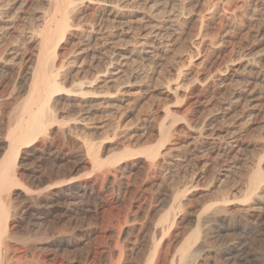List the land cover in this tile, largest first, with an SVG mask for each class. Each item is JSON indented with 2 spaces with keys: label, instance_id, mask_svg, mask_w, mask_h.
<instances>
[{
  "label": "rangeland",
  "instance_id": "obj_1",
  "mask_svg": "<svg viewBox=\"0 0 264 264\" xmlns=\"http://www.w3.org/2000/svg\"><path fill=\"white\" fill-rule=\"evenodd\" d=\"M50 4L51 0H0V94L4 95L0 99H5L0 100V116L3 111L17 109L26 96L25 73L38 64L41 36L37 33L52 9ZM74 8L70 27L57 42L56 60L53 58L59 69V75L55 73L58 83L66 92L53 95L50 106L58 105L59 120L68 128L73 126H62L66 137L75 134L59 137L57 127L50 132L49 139L52 137L54 147L62 150L63 159L62 170H55L57 174L51 179L55 189L50 200L59 198L58 203H63L66 195L55 191L59 181H63L60 186L69 182L83 186L87 179L89 188L100 189V182H92L97 170L87 156L91 146L98 145L94 146L96 151L108 159L126 148L137 152L168 141L152 164L143 154L125 159L126 165L122 162L116 175L117 196L106 193L103 205L89 195V189L77 197L78 209L56 210L45 218L41 206L29 207L26 198H20L14 211L20 210L25 219L41 217L39 221L53 234L41 244L30 242L23 247L15 241L17 247L12 242L14 256L20 258L18 264L114 263L116 257L112 259L109 248L118 241L116 227L120 225L126 233L123 240L128 239L126 243L132 246L126 249L121 264H147L153 254L152 238L159 240L164 216L169 223V242L164 249L168 251L155 255L154 262L156 257L160 259L157 264H264V183L251 202L245 200L259 160H263L264 169V0H75ZM76 89L75 96L72 92ZM81 91L91 94L85 92L88 96L84 100ZM3 126L8 124L0 122V137L9 128ZM42 157L23 160L21 171L26 180L48 177L51 159L48 153ZM61 172L69 175L65 178ZM18 191L27 192L22 188ZM220 205L226 207L228 216L234 215L236 224L202 222ZM135 213L140 214L136 218L139 222L135 221L134 227L124 225V219ZM112 217L119 221L116 227ZM109 221H113L116 233L109 230ZM186 246L197 256L189 257L192 253L188 249V258H184ZM238 248L243 251L237 254Z\"/></svg>",
  "mask_w": 264,
  "mask_h": 264
},
{
  "label": "bare ground",
  "instance_id": "obj_2",
  "mask_svg": "<svg viewBox=\"0 0 264 264\" xmlns=\"http://www.w3.org/2000/svg\"><path fill=\"white\" fill-rule=\"evenodd\" d=\"M169 2V1H168ZM51 4H52V9L50 11V13L45 17H44V23H43V26L41 27V29H38L40 31H38L39 33H37L38 35L40 34L41 36V52H40V56H39V59H38V64L36 67H34V70H32V68L30 69V73L26 72L25 74L28 75V79H26V86H25V92H26V96L24 98V100L19 104V107L17 105V109H10V111H3V113L1 114L0 116V122L1 123H7L9 128L6 132V135L0 137V157L2 156L1 160H0V264H18V259L20 258H15L14 254L16 253L15 250L13 249V243L16 241V242H22L21 244H24L23 247L25 246V244L29 243L30 245V242H32V245L33 242L36 244V243H40L41 244V241L49 236L50 234H53L50 232V229H47L45 227V224L44 222H40L39 219H41V217H38L39 219L38 220H35L33 219V217L35 218V216H31V218L29 219H25L24 218V213H21L20 210H15V204L19 201L20 198L24 197L26 198L25 202H27L29 204V207L30 206H33V207H37L39 206L38 208H40L41 206V210H43V215H45V218H48L50 215H52L54 212H56V210H63L65 209V212H70L71 211V208H75L77 206V197L78 196H81L83 197L84 195H86L87 192H89V189H91L89 195H91L92 197L95 198V200L97 201V203H100V205H103L105 203L104 199L105 197H107L108 195H112L114 193H116V190H115V181L116 179H118L116 177L117 174V171L119 169V165H122V162L125 163L126 165V160L125 159H128L129 156H132V155H137V154H143L145 155L149 161H151V164L152 162L160 155V148L162 147L163 148V145L166 144V141H168V138L167 140L165 139L163 141V143L165 144H161L158 148L157 146L155 147L154 145L153 146H147V147H144L142 148L141 150H138L137 152L135 151H132L130 150L129 148L125 151H123L121 154L119 155H113L112 157L108 158V159H102L100 154L101 152H97L95 149V147H97L98 145H94V146H91L89 149H88V152L87 154L89 153L90 155H87V156H91V160H92V166L93 168H95L97 170L96 174L94 175V177L92 178V182L94 183H101L102 186L100 187L99 190H96V189H93L92 187H94L92 185L91 188H89L91 186V183L89 181H87L86 179V182L84 183V185H80V184H70V182L68 181V179L66 181L69 182L68 186H60L59 183H61L59 180H56V181H59L56 185V193L59 195V196H65L64 200H63V203L60 205V203H58L59 201V198L56 199L55 201H52L53 199V196L51 197L52 200H50V196H51V193L53 191V189H55V185H52L51 184V179H52V176L53 175H56L57 170L58 171H61L62 170V167L63 166H60V163L63 161L61 155H62V150L60 148H55L54 145H53V141H51L50 139L52 137H50L49 139V135L50 132H52L51 130L55 127H57V132L56 134L61 137H66L67 135V131L65 130L64 127L62 126H65L67 125H64L62 124V121L59 120V112L60 109H59V106H55L52 105L50 106V101L52 99V97H54L55 95H57L56 93H59L60 91H64L65 89L63 88V86H61L59 83H58V80L59 79L57 76L59 75L58 74V67L56 68L54 62L53 61L55 59V50H56V45H57V42L62 38L64 37L63 35H65L67 29L70 27L69 24V17H70V14L73 13L74 11V7H75V0H51ZM50 4V5H51ZM156 5V4H155ZM171 14V13H170ZM75 27V26H74ZM37 32V31H36ZM96 33V31H95ZM32 34V33H31ZM35 34V33H34ZM33 36V35H31ZM54 58V59H53ZM56 60V59H55ZM4 64V63H3ZM7 64V63H6ZM4 66V65H3ZM20 66V65H19ZM18 66V67H19ZM35 66V64L33 65ZM7 67V66H6ZM21 67V66H20ZM24 67V66H22ZM31 67V66H30ZM10 68V67H9ZM7 68V69H9ZM15 68V67H14ZM27 68V67H26ZM21 69V68H20ZM23 69V68H22ZM25 69V67H24ZM58 69V71H57ZM2 70V69H1ZM15 70V69H14ZM55 70L57 72H55ZM7 71V70H6ZM19 71V70H17ZM2 73V71H0ZM0 73V74H1ZM16 73V72H15ZM55 73H57L58 75H56ZM13 74V73H12ZM18 73H16L17 75ZM21 74V73H20ZM24 74V75H25ZM15 75V74H14ZM12 75V76H14ZM15 75V76H16ZM2 76V75H1ZM26 76V75H25ZM5 77V76H4ZM11 77V76H10ZM9 77V78H10ZM3 79V77H1ZM12 78V77H11ZM10 78V79H11ZM15 78V77H13ZM18 78V77H17ZM24 79V78H23ZM24 79V80H25ZM2 81V80H1ZM11 81V84H12V79L9 80ZM16 81V80H15ZM60 81V79H59ZM5 83V82H4ZM6 83H7V80H6ZM19 83V82H18ZM8 84V83H7ZM10 84V82H9ZM11 84L9 86H11ZM16 84V83H15ZM81 84V83H80ZM85 84V83H84ZM90 84V83H89ZM63 85V83H62ZM3 86V85H2ZM16 86V85H15ZM8 86H6V89H7ZM18 87V86H17ZM20 87V86H19ZM4 88V87H3ZM9 88V87H8ZM15 88V87H14ZM23 88V87H22ZM76 87H74L75 89ZM80 90L82 89V87H78ZM77 88V89H78ZM10 89V88H9ZM8 89V90H9ZM72 89V88H71ZM76 89V90H77ZM78 89V90H79ZM84 89V88H83ZM5 90V89H4ZM17 90V91H16ZM16 93H19V90L16 89ZM78 90L77 92H72V93H75V96H76V93H78ZM86 90V89H84ZM11 91V90H10ZM13 91V90H12ZM11 91V93H12ZM14 91V92H15ZM74 91V90H73ZM1 92H4V91H1ZM24 92V91H23ZM66 92V90L64 91ZM69 92V91H68ZM85 93L86 91H81L80 93L82 94ZM7 93V90L6 92ZM71 93V94H72ZM87 94H91V93H88L86 92ZM86 93L84 94V96L86 95ZM97 93V92H96ZM3 95V93H1ZM0 94V95H1ZM10 94V92H9ZM23 94V93H22ZM70 94V92L68 93ZM67 94V95H68ZM70 94V95H71ZM111 94V93H110ZM12 95V94H11ZM19 95V94H17ZM54 95V96H53ZM66 95V96H67ZM74 94H72L73 96ZM94 95V92L93 94ZM4 96V95H3ZM2 96V98H4ZM13 96V95H12ZM14 96H16L14 94ZM20 96V95H19ZM69 96V95H68ZM74 96V97H75ZM80 95H77V97L79 98ZM80 97V98H86V95L85 97ZM91 96V95H90ZM89 96V97H90ZM56 97V96H55ZM70 97V96H69ZM16 100L18 99V96L15 97ZM77 98V99H78ZM88 98V97H87ZM8 98H6L7 100ZM55 98H53L54 100ZM76 99V100H77ZM246 99V98H245ZM1 100V99H0ZM3 100V99H2ZM1 100V101H2ZM5 101V99L3 100ZM10 100L6 101V102H9ZM55 101V100H54ZM80 101V100H79ZM87 101V100H86ZM88 102V101H87ZM85 103L86 105L88 103ZM3 103V102H2ZM13 103V102H11ZM10 103V104H11ZM81 103V101L79 102ZM5 105V104H4ZM13 105V104H11ZM81 105V104H80ZM84 105V106H86ZM8 106V104H7ZM16 106V105H15ZM14 106V107H15ZM53 106H55L53 108ZM91 106V105H90ZM2 107V106H1ZM4 107V106H3ZM9 107V106H8ZM7 107L6 110H8L9 108ZM12 107V106H11ZM56 107H58V111L55 109ZM94 107V106H93ZM84 108V107H83ZM87 108V107H86ZM62 109V108H61ZM5 110V108H4ZM83 110V109H82ZM88 110V108H87ZM1 111V110H0ZM12 111H16V112H12ZM64 111V110H63ZM62 111V112H63ZM2 112V111H1ZM0 112V113H1ZM82 112H85V111H82ZM63 114V113H62ZM64 114H66V112H64ZM77 114V113H75ZM74 114V115H75ZM83 114V113H82ZM92 114V113H91ZM69 115V114H68ZM63 116V115H62ZM71 117V116H70ZM76 117V116H75ZM81 117V116H80ZM79 117V118H80ZM84 117V115H83ZM88 117V116H87ZM68 118V117H67ZM63 119V118H62ZM61 119V120H62ZM81 119V118H80ZM74 120V119H73ZM77 120V119H76ZM75 120V123L76 124H79V120L76 122ZM84 119L81 120V122L83 121ZM90 120V119H89ZM64 121H67L64 120ZM63 121V122H64ZM68 122H70L72 124V122L68 119ZM85 122V121H84ZM88 122V121H87ZM89 123V122H88ZM74 124V123H73ZM8 126H6L5 128H7ZM85 126V125H84ZM83 126V127H84ZM163 126V125H162ZM73 126H69V128ZM161 127V126H160ZM171 127V126H170ZM4 128V126H3ZM4 128V129H5ZM68 128V127H66ZM68 128V129H69ZM75 128V127H74ZM86 128V126L84 127ZM2 129V128H1ZM0 129V131H1ZM67 129V130H68ZM145 129V128H144ZM77 130V129H76ZM152 130V129H151ZM150 130V131H151ZM54 131V130H53ZM75 130H73L74 132ZM70 132V131H68ZM72 132V133H73ZM4 133V132H3ZM149 133V132H148ZM2 134V132H1ZM75 134V133H74ZM74 134L72 135H68L69 137L70 136H73ZM144 134V133H143ZM146 134V133H145ZM169 135H170V132H169ZM59 136V137H60ZM67 136V137H68ZM167 136V135H166ZM66 137V138H67ZM63 140V139H62ZM64 141V140H63ZM95 142V141H94ZM94 142L92 141V143L94 144ZM161 142V141H160ZM87 143V142H86ZM103 143V142H102ZM92 144V145H93ZM101 145V142L99 143ZM56 145V144H55ZM87 146V145H86ZM89 146H90V142H89ZM100 147V146H99ZM88 148V147H86ZM63 149V148H62ZM101 149V148H99ZM98 149V150H99ZM4 152V153H2ZM4 154V155H1ZM45 153H48V156H49V159H51V163L49 166L52 165V167L50 168V173L49 171H47V173H49L48 177H45V176H33L29 179H25V176L23 174V172L21 171V163L23 162V160L26 158H29V157H35L36 156H41L44 155ZM66 153V152H65ZM103 155V154H102ZM142 155V156H143ZM104 157V156H102ZM44 158V157H42ZM67 158V157H65ZM64 158V159H65ZM90 158V157H89ZM262 158V157H261ZM260 158V159H261ZM40 159V157H39ZM48 160V159H47ZM125 160V161H124ZM69 163V160H67ZM128 161V160H127ZM262 161L263 160H259L258 161V164L255 165L257 166L256 167V170L255 172L253 173V175L251 176V178L249 179L250 183L248 187V191L247 193V196L245 198V200H247L246 202L248 203V200L251 198V196L255 193H257L258 195V190L260 191L262 189V184L264 183V169L262 168ZM82 162V161H81ZM88 162V164L90 163ZM138 162V161H137ZM140 162V161H139ZM148 162V161H147ZM147 162H144V164L148 167H151L150 164H147ZM90 163V165H91ZM150 163V162H148ZM157 163V162H155ZM70 164V163H69ZM143 164V163H142ZM67 165V164H66ZM144 165V166H145ZM24 166V165H23ZM70 166V165H69ZM78 166V165H76ZM67 168V166H65ZM64 167V168H65ZM90 167V166H89ZM125 167V166H124ZM24 168V167H23ZM61 168V170L59 169ZM65 168V169H66ZM121 168V167H120ZM255 168V167H254ZM92 169V168H91ZM93 169V170H95ZM124 169V168H123ZM68 170V169H67ZM66 170V171H67ZM69 170H72L73 171V168L72 169H69ZM142 170V168H141ZM77 171V170H76ZM120 171V170H119ZM147 171V169H146ZM70 172V171H69ZM121 172V171H120ZM119 172V173H120ZM125 172V171H124ZM46 173V174H47ZM62 173V172H61ZM36 174V173H34ZM63 175V173H62ZM61 175V176H62ZM65 175V174H64ZM63 175V176H64ZM67 176L69 174H66ZM65 175V176H66ZM121 175V174H120ZM50 176V177H49ZM62 176V178H64ZM91 176V174H90ZM55 177V176H54ZM60 178V177H59ZM66 178V177H65ZM61 179V178H60ZM80 179V178H79ZM63 180V179H62ZM90 180V179H89ZM113 180V181H112ZM65 181V182H66ZM71 181V180H70ZM74 181V180H73ZM79 181V180H78ZM76 181V182H78ZM85 181V179L83 180ZM112 181V182H111ZM54 182H55V179H54ZM67 182V183H68ZM47 183V186H45V184ZM53 183V182H52ZM63 183V181H62ZM61 183V184H62ZM81 183V182H80ZM118 183V182H117ZM116 183V184H117ZM148 183V182H147ZM49 184V185H48ZM100 184V185H101ZM29 185V186H27ZM59 185V186H58ZM67 185V184H66ZM95 185V184H94ZM99 185V184H98ZM99 185V186H100ZM29 187V188H26ZM45 186V187H43ZM264 187V185H263ZM18 188H22V189H25V191H27L26 193L23 192V191H18ZM96 188V187H95ZM98 189V188H97ZM119 189V188H118ZM247 189V188H246ZM120 191V189H119ZM245 191V192H246ZM73 192H76V194H74V197H73ZM118 192V191H117ZM70 193V194H68ZM108 195H107V194ZM119 193V192H118ZM121 193V192H120ZM225 193V192H224ZM55 194V193H54ZM106 194V195H105ZM122 194V193H121ZM223 194V193H222ZM72 197H70V196ZM116 195V194H114ZM113 195V196H114ZM124 195V194H123ZM227 195V193H226ZM225 195V197H226ZM112 196V197H113ZM117 196V195H116ZM150 196V195H149ZM148 196V197H149ZM222 196V195H221ZM264 196V195H263ZM86 197V196H85ZM88 197V196H87ZM111 197V196H110ZM124 197V196H123ZM254 197V195H253ZM253 197L251 200H253ZM91 198V197H89ZM109 198V197H108ZM117 198V197H116ZM151 198V197H150ZM244 198H243V201H244ZM263 198V197H262ZM23 199V198H22ZM21 199V200H22ZM125 199V198H124ZM152 199V198H151ZM228 199H231V198H228ZM256 199V198H255ZM254 199V200H255ZM260 199V198H259ZM112 200V199H111ZM118 200V199H117ZM221 200H223L221 198ZM220 200V201H221ZM227 200V198H226ZM262 200V199H260ZM148 201V200H147ZM225 201V200H224ZM242 201V200H241ZM242 201V202H243ZM250 201V200H249ZM24 202V203H25ZM81 202H83L81 200ZM95 202V201H94ZM107 202H108V199H107ZM226 203L228 202L225 201ZM224 203L223 206L226 205V203ZM232 202V200H231ZM251 202V201H250ZM254 202V201H253ZM21 203V201H20ZM19 203V204H20ZM23 203V202H22ZM21 203V205H22ZM80 203V202H79ZM124 203V202H123ZM151 201L148 202V204H150ZM222 203V204H223ZM244 203V202H243ZM220 204V203H217V205ZM81 205V204H80ZM97 205V204H96ZM227 205H230V202H228ZM17 206V205H16ZM99 206V204H98ZM105 206V205H104ZM216 206V205H215ZM223 206H219L217 207L214 211H212L210 213L209 211V215H207L202 222L204 223H210V225L213 223H217V222H221L220 224L224 225L226 224V226H231L232 225V222H236L238 221L237 219H234L233 216H228V213L226 212V207H223ZM20 206H18L19 208ZM100 207V206H99ZM106 207H109V204L106 206ZM131 207V206H130ZM149 207H151L149 205ZM27 208V207H26ZM25 208V209H26ZM77 208V207H76ZM75 208V209H76ZM134 208V207H133ZM137 208V207H136ZM30 209V208H29ZM36 209V208H35ZM78 209V208H77ZM102 209V208H101ZM131 209V208H130ZM139 209H140V206H139ZM138 209V210H139ZM141 209H142V206H141ZM151 209V208H150ZM257 209V208H256ZM263 209V208H262ZM12 210V211H11ZM34 210V208H33ZM32 210V211H33ZM37 210V209H36ZM39 210V209H38ZM120 210V209H119ZM137 210V211H138ZM260 210V209H259ZM31 211V212H32ZM77 211V210H76ZM133 211V210H132ZM147 211V210H145ZM23 212V211H22ZM27 212V211H26ZM62 212V211H61ZM125 212V211H124ZM127 212V211H126ZM130 212V211H129ZM127 212V213H129ZM148 212V211H147ZM146 212V213H147ZM152 212V211H151ZM247 212V211H246ZM30 213V211H29ZM39 213V212H38ZM73 213V212H72ZM126 213V215H127ZM132 213V212H131ZM144 213V214H146ZM150 213V212H149ZM147 214V215H150V214ZM31 214V213H30ZM59 214V213H58ZM69 214V213H68ZM138 213H135V216L134 217H126L124 216V220H125V223L124 225L128 226H135L137 224V222H139L136 218L140 215H136ZM263 214V213H262ZM66 215V214H65ZM110 215V214H109ZM117 215H122L120 213H118ZM117 215L115 217H117ZM129 215H134L133 214H129ZM27 216H28V213H27ZM38 216V215H37ZM67 216V215H66ZM123 216V215H122ZM128 216V215H127ZM152 216V215H151ZM164 216V215H163ZM238 216V215H237ZM244 216V215H243ZM253 216V215H252ZM56 217V216H54ZM119 217V216H118ZM117 217V218H118ZM140 217V216H139ZM147 217V216H145ZM203 217V216H202ZM241 217V216H240ZM239 217V218H240ZM255 217V216H254ZM257 217V216H256ZM67 218V217H66ZM106 218V217H105ZM109 218V217H108ZM120 218V217H119ZM123 218V217H122ZM150 218V217H149ZM238 218V217H237ZM242 218V217H241ZM248 218L245 216V219ZM44 219V218H43ZM56 219V218H55ZM116 218L112 217V219L110 220H114ZM141 219V218H140ZM25 220V222H24ZM54 220V218H53ZM118 219H116L115 221H117ZM157 220V219H156ZM202 220V219H200ZM235 220V221H234ZM42 221V220H41ZM56 221V220H55ZM135 221H136V224H135ZM142 221V219H141ZM150 221V220H149ZM240 219H239V223H240ZM250 221V220H249ZM110 222V221H109ZM113 222V221H112ZM112 222H110L109 224H111L109 226V230L114 233H116V228H118V233L120 232V235H119V238H118V241L116 242V245L114 248H109V252L112 253V259L113 257H116V259H114V263L113 264H121V262L124 261V258L126 259V249H128L129 247H132L130 245H128L126 243V241L128 242V239L126 241L123 240V236H124V233L122 232V225L120 226H117L119 221H117V224H115V227H114V224L112 225ZM122 222H123V219H122ZM121 222V223H122ZM154 222V221H153ZM158 223V221H156ZM201 222V221H200ZM201 222V224H202ZM16 223H18L16 225ZM54 222H51L50 221V225L52 226V224ZM116 223V222H115ZM247 223V222H246ZM15 224V225H14ZM107 224V223H106ZM135 224V225H134ZM154 224V223H153ZM160 224H161V236L158 238L159 240H157L156 238H152V248L153 249V254L151 255V258L147 261V264H157V257H156V261L154 262V257L155 255H159L162 251H164V249L166 250V246H167V242H169V223H168V218L167 217H163L160 219ZM219 224V223H218ZM241 224V223H240ZM24 225V226H22ZM108 225V224H107ZM146 225H147V222H146ZM148 225H149V222H148ZM209 225V224H208ZM207 225V227H208ZM213 225V224H212ZM157 225L154 226V229ZM243 226V224H242ZM20 227V228H19ZM50 226H48L49 228ZM128 227V228H129ZM137 227V226H136ZM143 227V226H142ZM212 227V226H211ZM225 227V226H224ZM223 227V228H224ZM107 228V227H106ZM127 228V227H126ZM147 228V227H146ZM157 228V227H156ZM236 228V227H234ZM243 228V227H242ZM246 228V227H245ZM52 229V228H51ZM125 229V228H124ZM220 229V228H219ZM233 229V228H232ZM244 229V228H243ZM242 229V230H243ZM20 230L22 232H20ZM132 230V229H130ZM158 230V229H157ZM206 230V229H205ZM53 231V230H51ZM107 231V230H106ZM129 231V230H127ZM155 231V230H154ZM65 232V231H64ZM132 232V231H131ZM140 232V231H139ZM21 233H23L21 235ZM198 233V232H197ZM126 234V233H125ZM153 234V233H152ZM155 234V233H154ZM160 234V233H159ZM60 235V234H59ZM64 235V234H63ZM67 235V233H66ZM207 235V234H206ZM205 235V236H206ZM51 236V235H50ZM57 236V235H56ZM155 236V235H153ZM52 237V236H51ZM58 237V236H57ZM56 237V238H57ZM61 237V236H60ZM66 237V236H65ZM157 237V236H156ZM55 238V237H53ZM55 238V240H56ZM63 238V237H62ZM125 238V237H124ZM243 238V237H242ZM51 239V238H50ZM59 239V238H58ZM64 239V238H63ZM150 239V237H149ZM206 239V238H205ZM49 240V239H47ZM53 240V239H52ZM42 241V242H43ZM57 241V240H56ZM13 242V243H12ZM15 242V243H16ZM53 242V241H52ZM58 242V241H57ZM63 242V241H62ZM131 242V241H130ZM54 243V242H53ZM206 243V242H205ZM239 243V242H238ZM133 244V243H132ZM134 244H135V241H134ZM133 244V245H134ZM169 244V243H168ZM189 244V242H188ZM187 245V244H186ZM16 246H17V243H16ZM15 246V247H16ZM39 246V244H38ZM57 246V245H55ZM190 246V245H189ZM189 246H186L185 248H183V255H184V258L187 257L188 258V252L191 250L189 249L190 247ZM14 247V248H15ZM18 247V246H17ZM28 247V245H27ZM35 247V246H34ZM37 247V246H36ZM35 247V248H36ZM238 247V246H236ZM241 247L244 248V245H242ZM135 248V247H134ZM169 248V247H168ZM243 248H238L237 249V254L238 252H242L243 251ZM38 249V248H37ZM189 249V251H188ZM42 250V249H41ZM130 249H128L129 251ZM233 250V249H232ZM247 250V249H246ZM16 251H17V248H16ZM168 251V250H167ZM166 251V252H167ZM231 251V250H230ZM245 251V250H244ZM116 252V254L114 253ZM165 252V251H164ZM165 252V253H166ZM165 253H163L165 255ZM251 253V252H250ZM249 253V254H250ZM114 254L116 256H114ZM132 254V253H131ZM162 254V253H161ZM167 254V253H166ZM241 254V253H240ZM163 255V256H164ZM187 255V256H185ZM191 255V254H190ZM17 256V255H16ZM193 256V253L191 256V258H193L194 256H197L195 255L194 253V256ZM240 255H237V258L239 257ZM162 257V256H161ZM243 257V256H242ZM167 258V257H166ZM186 258V259H187ZM232 259H235V258H232ZM160 261V259H159ZM158 261V262H159ZM163 261V260H161ZM238 261V260H237ZM191 262V261H190ZM26 263L28 264V262L26 261ZM30 263H33L32 261ZM111 263V264H112ZM162 263V262H161ZM189 263V262H187ZM198 262H195L194 264H196ZM234 263V262H233ZM192 264V263H191ZM231 264V263H230ZM237 264V263H236ZM239 264V263H238Z\"/></svg>",
  "mask_w": 264,
  "mask_h": 264
}]
</instances>
